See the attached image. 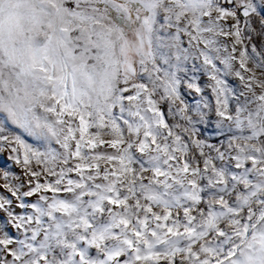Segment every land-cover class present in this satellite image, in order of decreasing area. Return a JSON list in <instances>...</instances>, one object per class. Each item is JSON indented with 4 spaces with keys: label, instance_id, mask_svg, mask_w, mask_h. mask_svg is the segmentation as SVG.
<instances>
[{
    "label": "snow or ice",
    "instance_id": "obj_1",
    "mask_svg": "<svg viewBox=\"0 0 264 264\" xmlns=\"http://www.w3.org/2000/svg\"><path fill=\"white\" fill-rule=\"evenodd\" d=\"M0 264H264V0H0Z\"/></svg>",
    "mask_w": 264,
    "mask_h": 264
}]
</instances>
